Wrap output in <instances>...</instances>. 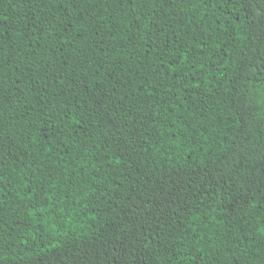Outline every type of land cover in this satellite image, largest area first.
Here are the masks:
<instances>
[{
    "label": "trees",
    "instance_id": "trees-1",
    "mask_svg": "<svg viewBox=\"0 0 264 264\" xmlns=\"http://www.w3.org/2000/svg\"><path fill=\"white\" fill-rule=\"evenodd\" d=\"M121 243L264 264V0H0V264Z\"/></svg>",
    "mask_w": 264,
    "mask_h": 264
},
{
    "label": "snow or ice",
    "instance_id": "snow-or-ice-1",
    "mask_svg": "<svg viewBox=\"0 0 264 264\" xmlns=\"http://www.w3.org/2000/svg\"><path fill=\"white\" fill-rule=\"evenodd\" d=\"M60 3H70L71 0H59ZM124 2H128V0H124ZM142 2V0H141ZM174 2V0H173ZM136 20L139 21L140 20V16L137 15L136 16ZM247 169H245L243 167V165H241V167L237 168L234 172V175L238 178H244L246 176V173H247ZM133 254V250L132 249H129V248H126L125 245L123 243H121L120 245V250L119 252L115 253L114 255H119L120 256V261H121V264H123V261H124V258L126 256H131ZM138 260H142L143 257L140 256L137 258ZM49 264H61V261H58L55 257L49 261ZM89 264H90V261H89Z\"/></svg>",
    "mask_w": 264,
    "mask_h": 264
}]
</instances>
